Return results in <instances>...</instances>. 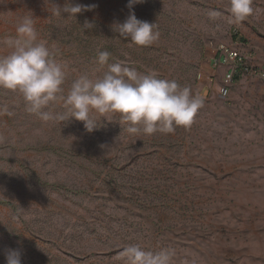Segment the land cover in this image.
Masks as SVG:
<instances>
[{"label":"rangeland","instance_id":"374dc122","mask_svg":"<svg viewBox=\"0 0 264 264\" xmlns=\"http://www.w3.org/2000/svg\"><path fill=\"white\" fill-rule=\"evenodd\" d=\"M50 3L95 5L75 18ZM0 0V54L24 16L66 65L65 93L81 74L109 63L174 79L203 99L193 123L172 133L131 135L119 114L100 127L42 121L19 94L0 89V264H127L124 246L176 249L174 264H264V82L244 76L222 96L216 48L252 56L264 71V0L234 21L229 0ZM155 23L159 38L138 46L112 29L129 12ZM212 12L219 13L213 18ZM91 23V29L82 27ZM50 110L62 111L55 105Z\"/></svg>","mask_w":264,"mask_h":264},{"label":"clouds","instance_id":"9594fccd","mask_svg":"<svg viewBox=\"0 0 264 264\" xmlns=\"http://www.w3.org/2000/svg\"><path fill=\"white\" fill-rule=\"evenodd\" d=\"M142 2L128 0L127 7L131 9ZM50 4L52 14L66 13L73 18L95 7ZM251 5L252 0H229L228 12L234 21H243L253 12ZM218 15L211 13L213 18ZM92 26L86 21L82 27L85 30ZM111 27L120 37L138 46H150L159 38L155 23L139 20L131 11L122 23L115 22ZM3 43L8 51L0 54V89L19 94L25 110L45 122L75 120L82 122L90 133L100 127L98 115L112 113L120 115L131 135L172 133L178 126H190L204 103L201 97L192 95L190 88L181 87L174 79L141 73L123 63H109L111 53L106 50L96 55L97 64L106 66L103 74L95 78L81 74L65 93L67 66L58 62L55 52L39 40L33 16H24L15 34L6 37ZM55 105L61 106L62 111L50 110ZM0 115L13 113L2 105ZM176 254L173 247L153 251L134 244L124 246L120 253L127 264H174ZM21 256L19 249H7L5 264H22Z\"/></svg>","mask_w":264,"mask_h":264},{"label":"built area","instance_id":"2783aa9c","mask_svg":"<svg viewBox=\"0 0 264 264\" xmlns=\"http://www.w3.org/2000/svg\"><path fill=\"white\" fill-rule=\"evenodd\" d=\"M252 56L241 50L232 49L226 45L216 48L215 57L211 60L213 68H222L221 79L223 85L220 87L222 96H226L229 85L236 79L244 76L257 77L264 82V71L252 64Z\"/></svg>","mask_w":264,"mask_h":264}]
</instances>
